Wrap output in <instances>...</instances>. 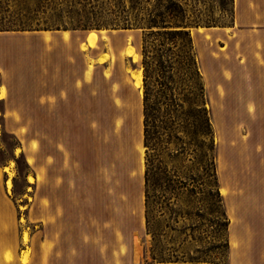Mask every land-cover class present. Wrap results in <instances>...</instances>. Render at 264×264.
<instances>
[{"label": "rangeland", "instance_id": "obj_1", "mask_svg": "<svg viewBox=\"0 0 264 264\" xmlns=\"http://www.w3.org/2000/svg\"><path fill=\"white\" fill-rule=\"evenodd\" d=\"M89 1L84 15L73 18L91 28H71L76 21L65 12L56 28L51 20L65 0H0L1 30L23 40L37 34L35 42H0L6 82L23 102L18 117L30 123L18 127L8 120L4 125L0 117V264H191L180 260L189 256L201 259L194 264H228V215L221 193L226 190L219 187V177L234 168H264V110L210 104L211 97L241 103L251 92L264 90V80L241 71L243 56L227 63V55L219 53L227 42H212L231 32L234 0H178L200 21L190 33L210 128L197 137L180 126L178 138L161 143V165L189 176L187 188L194 187L183 188L181 200L173 204L154 206L159 256L179 255L177 261L161 262L151 257L145 225L142 29L95 27L98 16L91 5L96 3ZM42 29H76L77 40L86 33L96 40L91 50L76 51L79 42L50 48L36 31ZM60 70L78 77L77 85L67 89L69 101L59 105L61 111H44L38 104L30 110L27 95L42 98L49 90L45 78L57 81ZM136 74L140 88L134 84ZM5 90L2 86L0 94ZM175 144L183 147L175 149ZM171 208L188 215L175 223L169 219ZM173 224L181 230L171 229Z\"/></svg>", "mask_w": 264, "mask_h": 264}, {"label": "trees", "instance_id": "obj_2", "mask_svg": "<svg viewBox=\"0 0 264 264\" xmlns=\"http://www.w3.org/2000/svg\"><path fill=\"white\" fill-rule=\"evenodd\" d=\"M65 1V7L56 9L52 17L51 21L57 26L56 28H60L63 12L68 18L84 15L86 12L84 2L87 0ZM92 1L96 4L92 3L91 9L98 16V22L94 23L95 27L111 24L142 29L143 142L147 152L144 172L145 225L147 232L151 234L152 259L159 262L177 261L178 254L170 255V257L174 256V259L170 257L164 259L157 252L159 214L153 210L155 205L159 207L163 203L169 205L181 200L180 194L183 188L194 190V187L187 188L190 183L189 176L181 175L174 170L170 172L161 165L162 141L169 143L172 139L178 138L176 132L180 126H188L192 129L190 132L197 137L205 135L210 128L205 108L204 83L190 33V27L199 25L200 21L198 18H192L184 4L178 0H91L89 2ZM76 4L80 5L79 8L83 13H79ZM74 20L75 25L71 28L92 27L87 22H79L78 18ZM27 24L30 25V22ZM203 25L213 24L204 22ZM181 147L183 146L178 145L175 149ZM191 179L193 181L192 177ZM185 214L188 215V212L171 208L169 219L178 223V217H184ZM173 225L171 229L181 230L177 224ZM184 255L185 253L180 257ZM180 260L194 264L201 259L189 256L188 259Z\"/></svg>", "mask_w": 264, "mask_h": 264}, {"label": "crops", "instance_id": "obj_3", "mask_svg": "<svg viewBox=\"0 0 264 264\" xmlns=\"http://www.w3.org/2000/svg\"><path fill=\"white\" fill-rule=\"evenodd\" d=\"M230 29V33L222 32L223 37L212 41L218 42L219 46L227 42V49L219 50L220 58L226 54L227 63H230L232 58L239 59L243 56L244 62L239 64L246 77L264 80V0H234L233 24ZM36 31H42L39 34L40 40L50 48L68 45L70 42H79L76 51H82V47L90 50L94 47L88 44L89 33L77 40L76 29ZM210 32L216 33L215 30ZM16 35V32L0 30V42H35L32 38L37 34H27L32 38L24 40L15 38ZM82 44L84 46H81ZM73 54L75 58L76 53H72V56ZM94 60L96 64L99 63L98 53L95 54ZM55 78L57 81L51 77L48 81V78H45L44 83L49 86V90L42 94V98L34 100L35 98L27 95L26 100L32 105L30 110H36L34 105L38 104L42 105L44 111H61L59 105L69 101L71 96L67 89L77 85L78 77L68 76L60 70ZM2 86L6 88L5 94H0V117L3 118L4 125L9 120V123L18 127L30 126L28 120L18 117L17 112L23 110V102L17 101L19 94L8 87L5 68L0 60V90ZM54 88H57V91H53ZM217 100L211 97L210 104L213 109L264 110V90L251 92L241 103L232 102L233 99H227L225 102ZM4 168L5 166H2L3 172L6 171ZM229 175L240 176L231 178ZM219 182V187L226 190L222 198L228 215V264H264V168L230 169L227 174L220 175ZM1 215L0 212V217Z\"/></svg>", "mask_w": 264, "mask_h": 264}, {"label": "bare ground", "instance_id": "obj_4", "mask_svg": "<svg viewBox=\"0 0 264 264\" xmlns=\"http://www.w3.org/2000/svg\"><path fill=\"white\" fill-rule=\"evenodd\" d=\"M95 36L94 35H90L89 36V39H88V44L90 45V46H92V45H94L95 44ZM129 54H132V52H129ZM141 82H142V80H141V76H140V74H136L135 75V81H134V84H135V86L136 87H141ZM2 95V94H1ZM221 193L223 194L224 193V190H223V188H222V190H221ZM25 238V237H24Z\"/></svg>", "mask_w": 264, "mask_h": 264}]
</instances>
